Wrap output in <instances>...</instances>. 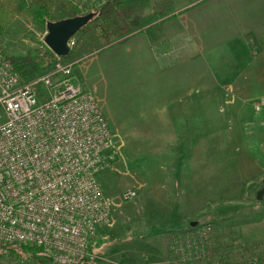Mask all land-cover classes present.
Wrapping results in <instances>:
<instances>
[{
  "label": "rangeland",
  "instance_id": "374dc122",
  "mask_svg": "<svg viewBox=\"0 0 264 264\" xmlns=\"http://www.w3.org/2000/svg\"><path fill=\"white\" fill-rule=\"evenodd\" d=\"M76 1L83 13H87L93 1L101 0ZM213 1H194L187 5L190 10L186 14L209 15L206 7L209 5L210 9ZM71 13V8L58 6L50 20L69 17ZM159 20L166 22L155 24ZM154 24L149 30L150 37L166 31L167 19L160 18ZM47 31L45 21L17 15L0 33V47L10 56L28 55L43 63V57L51 51L45 42ZM114 42L95 47L80 56L75 65L76 79L93 90L102 109H107L117 144L115 158L100 173L103 190L115 203L113 216L99 227L88 262L195 264L192 259L191 263L180 257L178 250H172L176 235L212 225L191 242H188L190 236L185 237L188 241L182 240L186 248L204 246L206 251L201 253L209 256L203 263L264 264V195L257 198L258 191L264 187V105L261 110L255 107L256 99L263 98L264 91L249 95L230 79L220 77L221 83L211 90L204 85L201 98L192 94L184 103L188 104L189 112H197L188 128L181 118L178 122L183 127L167 131L160 127L152 133L146 125L122 121L137 101H130L132 84L119 81L124 80L126 73V67L121 64L126 63L130 53L126 50L128 42L100 52ZM118 51L127 52L117 55L115 66L108 68V85L94 89V83L101 86L99 73L95 71L97 65L106 64ZM155 51L160 61L163 51L158 47ZM96 53L87 62L88 74L95 76L92 83L78 71L84 60ZM201 58L206 63V55ZM195 143L201 144L203 155L197 163L191 160ZM129 187H135L137 195L122 199V191ZM6 245L20 251L10 252ZM0 255L23 257L30 264H54L44 250L17 244L0 242Z\"/></svg>",
  "mask_w": 264,
  "mask_h": 264
},
{
  "label": "built area",
  "instance_id": "2783aa9c",
  "mask_svg": "<svg viewBox=\"0 0 264 264\" xmlns=\"http://www.w3.org/2000/svg\"><path fill=\"white\" fill-rule=\"evenodd\" d=\"M76 41V35L69 39L71 50ZM80 60L51 50L43 69L26 80L0 47V242L38 246L54 264L88 262L115 204L100 180L116 155L115 133L97 95L76 79ZM263 105L264 97L256 99L257 110ZM136 195L129 187L121 198ZM211 227L176 235L172 250L205 264L204 246L186 248L182 240ZM0 264L30 263L0 255Z\"/></svg>",
  "mask_w": 264,
  "mask_h": 264
},
{
  "label": "crops",
  "instance_id": "0c3cea01",
  "mask_svg": "<svg viewBox=\"0 0 264 264\" xmlns=\"http://www.w3.org/2000/svg\"><path fill=\"white\" fill-rule=\"evenodd\" d=\"M208 8L209 5L206 7L209 15L195 13L189 16L186 13L190 9H187L169 17V20L166 18V31L150 37L152 26L166 22L159 20L144 31L119 39L100 51L129 44L126 50L130 53L125 58L126 63L121 64L126 67V73H123L124 80L119 81L132 84L130 101L137 102L122 121L132 120L146 125L152 133L160 127H164V131L183 125L188 128V123L197 117V112H189L188 104L184 103L192 94L201 98L204 85L207 84L208 90H211L221 83L220 77L230 79L233 85L249 95L264 91V0H215ZM156 47L163 51L160 61L155 54ZM126 52L118 51L110 56L106 64L97 65L95 71L99 73L101 86L94 83V89L108 85V68L115 66L117 55ZM98 53L86 58L78 71L80 76L82 73L92 83L95 76L88 74L87 62ZM202 55H206V63L202 61ZM250 79L253 82H248ZM145 93L148 95L144 96ZM104 109L105 115L109 116ZM181 118L183 125L178 122ZM182 131L186 132V129ZM193 146L195 153L191 160L197 163L202 159V148L200 143ZM186 149L188 152V147Z\"/></svg>",
  "mask_w": 264,
  "mask_h": 264
},
{
  "label": "trees",
  "instance_id": "16d2710c",
  "mask_svg": "<svg viewBox=\"0 0 264 264\" xmlns=\"http://www.w3.org/2000/svg\"><path fill=\"white\" fill-rule=\"evenodd\" d=\"M194 1L197 0L93 1L87 12L93 11L95 14L75 34L78 35L76 44L69 55L65 57L67 59L80 57L95 49V47L135 34L134 31L138 29L144 31L160 18H169L187 10V5ZM58 6L71 8V16L83 13L80 4L76 0H0V33L7 29L12 19L17 15L43 20L47 23ZM10 57L16 69L26 80L31 79L43 69L42 62L32 56L12 55ZM93 243L94 241L91 243L92 252L94 251ZM13 244H17L18 247L22 248L42 250L38 246L29 245L28 243ZM11 246L6 245L10 252L18 253L20 251Z\"/></svg>",
  "mask_w": 264,
  "mask_h": 264
},
{
  "label": "water",
  "instance_id": "95a60500",
  "mask_svg": "<svg viewBox=\"0 0 264 264\" xmlns=\"http://www.w3.org/2000/svg\"><path fill=\"white\" fill-rule=\"evenodd\" d=\"M95 12L69 16L57 20H49L47 22L48 31L45 36V42L54 52L67 56L71 49L69 46V39L82 29L88 21L94 16ZM264 195V187L258 193L257 198L260 199ZM84 264H93L86 262Z\"/></svg>",
  "mask_w": 264,
  "mask_h": 264
}]
</instances>
